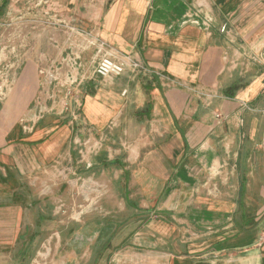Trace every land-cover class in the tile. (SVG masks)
Segmentation results:
<instances>
[{"label": "crops", "instance_id": "crops-1", "mask_svg": "<svg viewBox=\"0 0 264 264\" xmlns=\"http://www.w3.org/2000/svg\"><path fill=\"white\" fill-rule=\"evenodd\" d=\"M1 21L6 67L20 71L11 118L52 114V82H78L74 127L91 133L87 141L110 140L91 164L112 178L93 200L108 215L60 226L69 246L61 264H264V0H0ZM94 36L150 73L95 75L106 51L91 45ZM201 94L213 96L209 106ZM7 118L0 108V166H14L18 181L68 144L58 132L41 138L44 124L22 137ZM26 187L16 204L0 193V254L28 206L34 220L23 228L36 233L20 248L61 222L57 195L40 207L25 201ZM63 199L67 213L76 209Z\"/></svg>", "mask_w": 264, "mask_h": 264}, {"label": "rangeland", "instance_id": "rangeland-1", "mask_svg": "<svg viewBox=\"0 0 264 264\" xmlns=\"http://www.w3.org/2000/svg\"><path fill=\"white\" fill-rule=\"evenodd\" d=\"M6 48H9L8 25L7 21H1L0 108L2 112L4 111V113L8 115V118L6 119L7 124L10 122V128H19L22 137L35 135L39 129L38 127H40L39 125L44 124L50 127L46 133L41 134V138L48 137L49 135H53L54 133L58 132L56 138L61 136L62 141H66L68 144H66L65 148L64 146L60 147L51 160L45 161L42 160L43 158L39 159L38 163L34 165V170L32 172H25V175L22 177V181H18V173L16 172L14 166L11 165L10 168H8L10 170H7L6 168L4 169L2 166H0V174L2 175L0 177V193H6L9 195V200L12 198V202L16 204L14 194L17 191L19 193L18 186H27L25 195H28L29 197H25V201L41 202L39 205L40 207H43L48 203L52 204V200H46L47 196L53 197L54 195H57V199L60 200L56 202L54 200V208L57 207V213L55 217H57L56 220L61 221L57 223L58 227L56 226V229H45L42 231V234H40L39 237L37 236L32 240L30 246L27 245L24 247V249L23 247L20 248V246H22V242H27L29 235L35 232V230H24L23 228L24 223H32L34 220L35 214L33 211H31L30 206H28V209L23 210L24 216L23 218L21 217V224L17 225L14 230L10 231V249H6L10 252L6 251V254H0V264H10L8 263L9 258L12 259L15 255L23 256L24 253H29L28 264H61L63 261H58V256H60V254L63 255L66 253L69 250V246H67V231H65V228H60V226L65 224L67 220H73L71 218L74 217L79 219L81 216L83 217L84 215L86 216L91 214H97L96 216L108 215V210H104L102 208L100 209V211H102L100 214L94 211L93 209L97 205L94 204L93 200L100 198V192L108 190L112 178L107 177L108 175L97 177V172H92L94 167L91 166V164H93L92 159L95 157L94 155H97L101 151L105 150L107 143L110 141V135H107L109 140L108 142L107 140H104L102 146H99L96 151H93L91 147L98 142V137L96 139L87 141L88 138H91V133L85 129L82 135L80 127L78 130L76 127H74L80 119V111H77L80 100H78L76 95L78 93V87H80L78 82L71 83L68 81L64 85L52 82V85H50V90L52 92L46 93V96L54 98L53 100L55 101V104L52 106L56 107L53 108L51 106L49 108V112L53 111L52 114L41 116V114L35 112V114H37L36 116H29L25 114L22 118H17L15 120L14 118H11V111L8 110L7 112L6 109L9 105H11L9 102L12 100L11 97H13L14 94L15 81L17 80L20 71L7 69L6 64L9 63L10 56L3 54L4 52H2ZM71 74L72 71L68 72L67 76L71 77ZM115 144L116 143H113V145ZM80 150H82L84 157L79 153ZM85 167L91 169H88V172L90 171L91 173H86V176L83 174L84 171L86 172V169H84ZM103 186H107L108 188ZM70 187H72L74 190H78L79 188H83L84 190L73 191L71 194L67 195V191H63L62 188L68 189ZM89 189L90 191H88ZM222 189V186H219L218 191H221ZM63 198H66L67 201H70L71 199L74 203H76V209L67 213L66 211L69 210L68 208L71 204L68 206L66 203H64ZM16 217L18 218L17 214ZM4 234L6 233L0 232V240L4 237ZM57 235L59 236L58 244H56L58 237ZM19 250H21V252H19ZM64 261L65 264H68V261Z\"/></svg>", "mask_w": 264, "mask_h": 264}, {"label": "built area", "instance_id": "built-area-1", "mask_svg": "<svg viewBox=\"0 0 264 264\" xmlns=\"http://www.w3.org/2000/svg\"><path fill=\"white\" fill-rule=\"evenodd\" d=\"M90 43L92 46L98 45L101 49L106 51L99 57L95 58L94 69H93L95 75H98L103 78L119 77L128 68L137 72L141 71L145 73H150V69L147 66L138 62L132 56L126 54L123 55L115 52L111 53L107 49L108 47L105 44V42L100 37L94 36ZM78 68H80L81 70L82 67L78 66ZM49 78H52V75H49ZM200 96L204 98L206 106H209L211 104L213 96L209 94H201ZM113 126L115 125L112 123L111 127L113 128ZM103 142H104L103 138L98 139V142L91 147L93 151H96L99 148V146L101 147ZM79 153L81 154V156H83L81 150L79 151Z\"/></svg>", "mask_w": 264, "mask_h": 264}]
</instances>
